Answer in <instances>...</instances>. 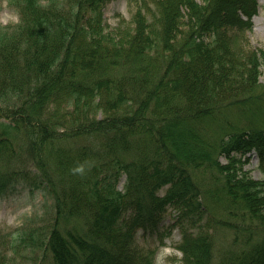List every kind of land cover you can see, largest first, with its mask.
I'll return each instance as SVG.
<instances>
[{
	"label": "trees",
	"instance_id": "obj_1",
	"mask_svg": "<svg viewBox=\"0 0 264 264\" xmlns=\"http://www.w3.org/2000/svg\"><path fill=\"white\" fill-rule=\"evenodd\" d=\"M11 1L0 195L23 184L51 208L0 230V264H153L135 233L170 208L181 264H264V178L243 170L254 151L264 175V127L244 121L264 99V48L239 44L256 0H128L113 28L107 0Z\"/></svg>",
	"mask_w": 264,
	"mask_h": 264
},
{
	"label": "rangeland",
	"instance_id": "obj_2",
	"mask_svg": "<svg viewBox=\"0 0 264 264\" xmlns=\"http://www.w3.org/2000/svg\"><path fill=\"white\" fill-rule=\"evenodd\" d=\"M258 1V12L252 14L250 18L251 25L243 30V39L239 44L245 48L262 49L264 48V0ZM150 2V0H145ZM137 10L134 2L128 0H107L102 5L101 17L107 28L119 26L122 21H130L133 13ZM246 17L243 12L236 10ZM19 10L15 7L11 0L0 1V23L4 26H9L18 22ZM235 29V28H232ZM231 30V29H230ZM229 30V31H230ZM260 81L264 82V70L260 69ZM264 93V92H263ZM264 98V94H261ZM248 109V106L246 107ZM236 113V109L234 110ZM253 111V110H251ZM250 109L244 115L245 123H255V126L264 127V99L258 105L257 109L251 112ZM252 115V116H249ZM231 121L234 120V118ZM229 119V120H230ZM253 121V122H252ZM236 125L238 121H233ZM187 143V141H184ZM245 168L254 178H260L262 174L258 169L257 158L251 155L248 162L245 163ZM200 178V173H196ZM123 182V181H122ZM121 186V183H120ZM164 191V190H163ZM162 192V191H161ZM51 198L42 194L39 190L30 192L23 184H16L13 190H7L0 195V230L7 231L18 228V226L29 225L30 223H38L42 215L47 211L50 213ZM174 211L167 209L164 213L163 222L169 225L174 220ZM226 234L233 235L230 230H226ZM180 232L177 229H172L170 234H165L161 239L156 234H144L141 231L137 233V244L144 248L156 249V258L154 264H180L179 260L182 254L176 248L180 241ZM229 240V237L226 236ZM220 243H223V236L219 238Z\"/></svg>",
	"mask_w": 264,
	"mask_h": 264
},
{
	"label": "clouds",
	"instance_id": "obj_3",
	"mask_svg": "<svg viewBox=\"0 0 264 264\" xmlns=\"http://www.w3.org/2000/svg\"><path fill=\"white\" fill-rule=\"evenodd\" d=\"M74 171H76V172H82L83 171V168L82 167H77Z\"/></svg>",
	"mask_w": 264,
	"mask_h": 264
}]
</instances>
